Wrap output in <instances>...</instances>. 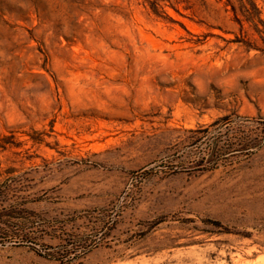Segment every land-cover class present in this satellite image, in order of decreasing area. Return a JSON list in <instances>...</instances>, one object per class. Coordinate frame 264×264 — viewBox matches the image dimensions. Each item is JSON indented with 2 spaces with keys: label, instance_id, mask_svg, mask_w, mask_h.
Listing matches in <instances>:
<instances>
[{
  "label": "rangeland",
  "instance_id": "rangeland-1",
  "mask_svg": "<svg viewBox=\"0 0 264 264\" xmlns=\"http://www.w3.org/2000/svg\"><path fill=\"white\" fill-rule=\"evenodd\" d=\"M181 1L0 0V215L50 255L0 264H264V45Z\"/></svg>",
  "mask_w": 264,
  "mask_h": 264
},
{
  "label": "trees",
  "instance_id": "trees-1",
  "mask_svg": "<svg viewBox=\"0 0 264 264\" xmlns=\"http://www.w3.org/2000/svg\"><path fill=\"white\" fill-rule=\"evenodd\" d=\"M151 5V9L154 12H164L165 6L162 5L160 2L161 0H146ZM169 1V0H164ZM187 1V0H186ZM181 0H173L171 5L174 7L175 5L180 4ZM188 2V1H187ZM230 5L232 7V10L234 11L236 15V20L242 25V28L244 27V21L250 24V26L255 31L256 35L259 36V39L262 41L264 45V20L261 18L262 15V9L258 6L256 3V0H237V2H233V0H227L226 6ZM238 12L242 15L244 18L243 20L238 17ZM256 44H252L250 48L256 49ZM258 50H261L264 52V48H259ZM242 119L243 117H240ZM223 121H227V117H224L222 119ZM210 155V154H209ZM207 157V154H204V157H202V161ZM165 167H170L173 169V167H176L174 165H166ZM188 167H184L183 169H186ZM8 210V209H7ZM7 210H4L6 214L0 215V243H13L18 245H26L32 247L34 250H36L41 255H45L47 257H50L49 254H44L41 250L37 248L38 246V233L33 230L32 228H29L26 226L25 222L30 221V217L33 216V212H29L25 209H22L21 211H18L16 208L10 212H7ZM3 226V227H2ZM97 233L95 236H98ZM93 236V235H92ZM91 236V237H92ZM90 237V236H89ZM97 240H93V243ZM70 244V242H68ZM65 245V250L60 252V259L62 261L69 260L72 258L79 257L81 255H85L92 244H88L87 241H78L74 242L72 247H68ZM54 257V256H53Z\"/></svg>",
  "mask_w": 264,
  "mask_h": 264
}]
</instances>
